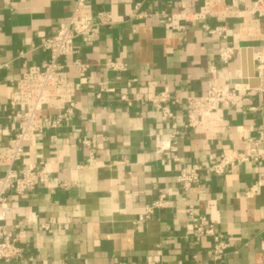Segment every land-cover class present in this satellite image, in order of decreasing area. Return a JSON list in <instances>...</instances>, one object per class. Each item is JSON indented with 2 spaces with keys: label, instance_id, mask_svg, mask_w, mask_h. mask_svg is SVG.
Listing matches in <instances>:
<instances>
[{
  "label": "crops",
  "instance_id": "1",
  "mask_svg": "<svg viewBox=\"0 0 264 264\" xmlns=\"http://www.w3.org/2000/svg\"><path fill=\"white\" fill-rule=\"evenodd\" d=\"M88 1L95 11L108 12L113 23L100 29L92 46L79 43L80 57L91 66L86 79L66 58L69 78L76 82L71 121L49 127L57 110L45 109L46 128L26 144L28 155L19 165L46 164L49 182L24 195L10 192L12 213L6 224H21L16 233L24 258L1 264H215L208 254L211 238L197 242L194 237L189 205L230 242L222 264H264V184L257 195L245 196L264 176V160L236 166L223 176L203 170L199 186L189 190L177 181L181 168L206 167L212 156L245 151L249 139H261L264 152V76L250 75V62L264 44V22H251V34H245L243 19H232L224 40L203 27L218 25L212 19H180L183 28L176 30L158 16L134 17L137 4L141 13L190 17L205 0ZM252 2L245 0L242 8ZM75 4L0 0V145L18 131L9 109L13 83L48 58L40 40L56 34ZM225 42L235 50L227 64L220 59ZM107 59L125 62L128 70H109ZM239 72L249 75L248 83H241L248 100L215 111L200 129L185 128L186 98L204 94L211 83L240 78ZM102 81L114 90L98 98ZM165 88L182 100L173 106L175 117L169 122L148 102ZM122 94L130 103L121 100ZM83 137L90 140L88 147L80 142ZM163 142L170 148L159 150ZM3 171L0 167V176ZM160 193L167 195L168 207L135 224Z\"/></svg>",
  "mask_w": 264,
  "mask_h": 264
},
{
  "label": "built area",
  "instance_id": "2",
  "mask_svg": "<svg viewBox=\"0 0 264 264\" xmlns=\"http://www.w3.org/2000/svg\"><path fill=\"white\" fill-rule=\"evenodd\" d=\"M245 0H205L200 9L190 17H177L165 11L139 12V4L135 6V18L140 17H161L166 21L169 29L181 30L183 26L180 19L206 20L212 19L218 23L214 28L204 24V28L213 35H219L227 40V23L232 19H243L240 25L245 34L251 22H264V0H253L249 8H242ZM251 16L252 20L246 18ZM113 23L112 16L106 11H95L88 0H76L74 9L69 18L60 23L56 34L41 38L39 47L48 53V58L41 66L28 67L21 78L13 83L14 91L9 99V109L13 111L14 118L18 121L16 131L7 145H0V167L4 168L0 176V264L18 262L24 258V248L19 244L16 229L21 224L8 226L6 221L12 213V201L10 192L16 195H24L33 191L40 185H47L49 182L50 170L46 164L41 168L35 165L20 164L21 160L28 155L26 144L33 139L36 132H42L45 125V109H55L57 114L51 120L49 127L57 128L71 121L76 110V82L71 80L67 71L66 58H72V66L80 79H86L90 70V64L82 57L81 45L92 46L103 26ZM253 33V32H252ZM78 42V43H77ZM235 54L233 47L227 46L220 52V59L229 63ZM62 59H64L62 61ZM254 72L258 78L264 76V44L260 50L255 52ZM106 67L119 74L128 70V65L119 59H107ZM242 78V72L238 74ZM237 77V76H236ZM233 79L227 78L223 84L211 83L207 91L202 95L188 96L185 100L186 122L185 128L196 130L204 125L205 119L218 110H230L245 100L246 96L241 93L242 87L234 84ZM132 83L127 82V87ZM114 89L109 83L102 81L98 84L97 97L101 98L104 93ZM246 90V89H245ZM121 100L130 103L126 94H122ZM248 100V99H246ZM181 99L173 97L170 91L165 88L158 91L148 99L152 108L158 112L163 122H169L175 117L173 106L181 103ZM20 107L24 111L17 112ZM250 109H256L250 107ZM47 126V127H48ZM80 142L84 146L90 145V140L83 137ZM251 146L236 154L223 153L210 158L208 166L194 164L180 169L177 181L185 190L200 184V172L205 170L215 176H223L232 171L236 166L247 162H261L264 160V152L261 150V139H249ZM170 148V143H162L159 150ZM264 184V176L260 178L245 192V196L251 198L257 195ZM169 199L165 193L144 206L143 211L134 221L140 224L151 219L156 211L168 207ZM188 212L191 216V223L194 226V237L197 242L203 238H211L212 247L208 251L210 259L215 264H222L227 256L230 242L218 231L205 214L195 211L194 205H189Z\"/></svg>",
  "mask_w": 264,
  "mask_h": 264
},
{
  "label": "water",
  "instance_id": "3",
  "mask_svg": "<svg viewBox=\"0 0 264 264\" xmlns=\"http://www.w3.org/2000/svg\"><path fill=\"white\" fill-rule=\"evenodd\" d=\"M250 64H251V66H252V69H253V71L250 73V75H252V76H255V72H254V62L252 61V62H250ZM248 73H246V75L245 74H243V76H242V78H235V79H233V83L234 84H237L239 87H242L241 86V83H243V84H247L248 83ZM243 87H245V86H243Z\"/></svg>",
  "mask_w": 264,
  "mask_h": 264
}]
</instances>
